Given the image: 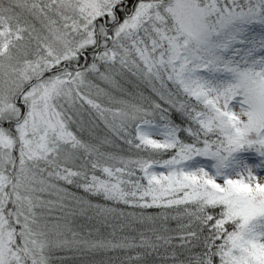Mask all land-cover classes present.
Segmentation results:
<instances>
[{"label":"snow or ice","instance_id":"snow-or-ice-1","mask_svg":"<svg viewBox=\"0 0 264 264\" xmlns=\"http://www.w3.org/2000/svg\"><path fill=\"white\" fill-rule=\"evenodd\" d=\"M0 264H264V0H0Z\"/></svg>","mask_w":264,"mask_h":264}]
</instances>
